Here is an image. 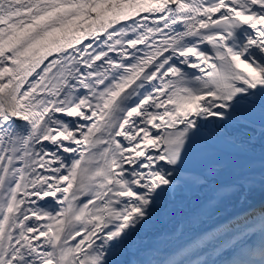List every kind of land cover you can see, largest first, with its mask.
Masks as SVG:
<instances>
[{"label":"snow or ice","instance_id":"snow-or-ice-1","mask_svg":"<svg viewBox=\"0 0 264 264\" xmlns=\"http://www.w3.org/2000/svg\"><path fill=\"white\" fill-rule=\"evenodd\" d=\"M257 187L264 0H0V264H264Z\"/></svg>","mask_w":264,"mask_h":264},{"label":"bare ground","instance_id":"bare-ground-1","mask_svg":"<svg viewBox=\"0 0 264 264\" xmlns=\"http://www.w3.org/2000/svg\"><path fill=\"white\" fill-rule=\"evenodd\" d=\"M232 179V175L229 172L222 173L218 177V182H227ZM204 196V193L202 192H196V191H190V192H181L177 195V202L183 201L186 205L185 207V214L190 210L191 206L198 202L200 199H202ZM170 203L169 199L167 197L164 198V207L166 208L168 204ZM231 208L230 214H235L239 211H244L246 209H260L262 206H264V191H261L258 187L254 189L249 196V199L244 203L243 206L239 205V203L233 199V201L228 205ZM171 228L170 224L166 222L161 213H158L155 221L153 222V225L146 230L147 235L151 237L154 233L159 232H165L169 231ZM141 236H144V233L141 234ZM179 240H173V241H166L159 244L160 247L165 246H171L178 244ZM129 258H131V254H129Z\"/></svg>","mask_w":264,"mask_h":264}]
</instances>
